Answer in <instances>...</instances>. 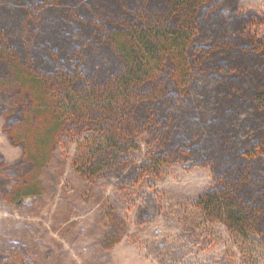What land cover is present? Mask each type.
<instances>
[{"label":"trees","instance_id":"trees-1","mask_svg":"<svg viewBox=\"0 0 264 264\" xmlns=\"http://www.w3.org/2000/svg\"><path fill=\"white\" fill-rule=\"evenodd\" d=\"M237 1L0 0V90L15 103L0 114L23 152L0 178L14 197L38 193L61 132L86 131L83 176L206 164L214 184L193 206L264 240V38L243 33ZM141 132L157 151L136 163Z\"/></svg>","mask_w":264,"mask_h":264},{"label":"rangeland","instance_id":"rangeland-1","mask_svg":"<svg viewBox=\"0 0 264 264\" xmlns=\"http://www.w3.org/2000/svg\"><path fill=\"white\" fill-rule=\"evenodd\" d=\"M235 15L248 19L243 33L264 38V0H238ZM12 98L0 90V111L13 113ZM9 117L0 114L5 172L23 154L6 131ZM88 135L57 136L35 175L37 194L15 198L9 190L14 179L0 178V264H264L260 234L243 238L193 206L214 184L210 166L176 160L133 180L119 173L87 178L74 162ZM157 144L141 132L129 154L146 162Z\"/></svg>","mask_w":264,"mask_h":264}]
</instances>
